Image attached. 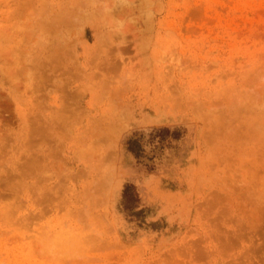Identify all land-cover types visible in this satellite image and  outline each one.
Returning a JSON list of instances; mask_svg holds the SVG:
<instances>
[{
	"label": "rangeland",
	"instance_id": "rangeland-1",
	"mask_svg": "<svg viewBox=\"0 0 264 264\" xmlns=\"http://www.w3.org/2000/svg\"><path fill=\"white\" fill-rule=\"evenodd\" d=\"M0 264H264V0H0Z\"/></svg>",
	"mask_w": 264,
	"mask_h": 264
},
{
	"label": "trees",
	"instance_id": "trees-1",
	"mask_svg": "<svg viewBox=\"0 0 264 264\" xmlns=\"http://www.w3.org/2000/svg\"><path fill=\"white\" fill-rule=\"evenodd\" d=\"M128 188H131V186L130 185H125L124 186V189H123V191H122V198H124V200L127 198V196H126V190L128 189ZM124 206H125V204H124ZM126 207V206H125Z\"/></svg>",
	"mask_w": 264,
	"mask_h": 264
}]
</instances>
